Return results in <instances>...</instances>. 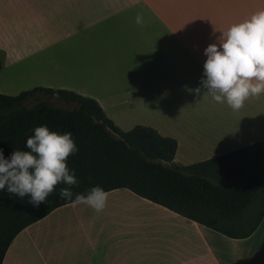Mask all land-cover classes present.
<instances>
[{"label":"crops","instance_id":"0c3cea01","mask_svg":"<svg viewBox=\"0 0 264 264\" xmlns=\"http://www.w3.org/2000/svg\"><path fill=\"white\" fill-rule=\"evenodd\" d=\"M261 10L264 0H0V81L12 82L0 93L94 98L124 131L176 138L179 165L264 145V94L233 111L192 91L204 49ZM107 192L102 212L70 202L24 228L2 264H264V217L235 238L126 187Z\"/></svg>","mask_w":264,"mask_h":264},{"label":"trees","instance_id":"16d2710c","mask_svg":"<svg viewBox=\"0 0 264 264\" xmlns=\"http://www.w3.org/2000/svg\"><path fill=\"white\" fill-rule=\"evenodd\" d=\"M1 67V65H0ZM41 95L57 97L58 106ZM36 100L30 106L28 102ZM70 132L78 151L67 164L79 180L73 193L93 186L126 187L136 194L231 237L249 236L264 217V145H248L190 165L174 162L178 141L138 124L124 131L94 98L65 88L36 86L16 95L0 93V149L27 150L35 127ZM58 185L46 203L33 207L0 192V264L16 235L55 208L70 203ZM74 199V197H73Z\"/></svg>","mask_w":264,"mask_h":264},{"label":"clouds","instance_id":"9594fccd","mask_svg":"<svg viewBox=\"0 0 264 264\" xmlns=\"http://www.w3.org/2000/svg\"><path fill=\"white\" fill-rule=\"evenodd\" d=\"M135 23L144 26L142 13ZM206 60L200 86L193 89L197 95L201 88L219 104H227L239 111L252 97L264 94V10L248 19L232 24L217 43L204 49ZM26 140V149H14L5 158L0 149V192L23 200L26 196L33 207L46 203L58 185L59 197L75 205H87L102 212L109 193L101 186L91 187L87 193H73L79 180L69 169L68 158L78 151L70 132L60 133L46 125L34 128ZM74 197V199H73Z\"/></svg>","mask_w":264,"mask_h":264},{"label":"rangeland","instance_id":"374dc122","mask_svg":"<svg viewBox=\"0 0 264 264\" xmlns=\"http://www.w3.org/2000/svg\"><path fill=\"white\" fill-rule=\"evenodd\" d=\"M1 83H5V84H8V83H12L11 81H8V80H1L0 81ZM30 89V88H29ZM26 90V89H25ZM20 93V92H19ZM41 98L42 99H47L49 100L50 102L54 103L55 105H58V106H70V104H68L67 102L57 98V97H54V96H47V95H41ZM36 102V100H30L28 102V104L30 106L34 105Z\"/></svg>","mask_w":264,"mask_h":264}]
</instances>
